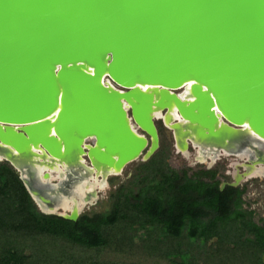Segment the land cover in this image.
I'll use <instances>...</instances> for the list:
<instances>
[{
  "label": "water",
  "instance_id": "1",
  "mask_svg": "<svg viewBox=\"0 0 264 264\" xmlns=\"http://www.w3.org/2000/svg\"><path fill=\"white\" fill-rule=\"evenodd\" d=\"M190 80L185 101L174 91ZM138 84L160 86L159 97ZM171 101L203 142L240 135L245 121L264 138V0H0V142L19 152L4 149L15 164L4 162L35 205L33 193L46 199L32 187L31 146L67 165L83 152L120 173L158 149L151 111ZM220 116L227 125L216 128ZM174 129L175 149L193 147Z\"/></svg>",
  "mask_w": 264,
  "mask_h": 264
},
{
  "label": "trees",
  "instance_id": "2",
  "mask_svg": "<svg viewBox=\"0 0 264 264\" xmlns=\"http://www.w3.org/2000/svg\"><path fill=\"white\" fill-rule=\"evenodd\" d=\"M139 169L134 177L142 186L136 194L120 187L109 211L69 220L41 213L14 169L0 163V264H146L123 253L134 248L135 224L148 234L138 250L143 258L169 264H264V217L261 224L252 220L242 206V190L220 189L213 171L180 174L160 151ZM118 226L130 237L114 234ZM84 250L94 253L88 259ZM105 250H113L116 259L99 261Z\"/></svg>",
  "mask_w": 264,
  "mask_h": 264
},
{
  "label": "rangeland",
  "instance_id": "3",
  "mask_svg": "<svg viewBox=\"0 0 264 264\" xmlns=\"http://www.w3.org/2000/svg\"><path fill=\"white\" fill-rule=\"evenodd\" d=\"M161 123H162L161 121L155 122L159 133V147L154 153L160 151V157L164 159L167 166L178 171L180 174L184 171L187 172V174L189 175L196 171H213L215 175L214 181H218L220 188L221 187L223 188L225 186H232L234 188H239L243 192L241 196L243 202L242 203L243 208L251 212L252 220L255 223L261 224L262 223L261 219L264 217V177L263 176L258 178L249 177L245 171L250 163H246L244 159H239L235 156L224 157V158L221 157L218 160H216V162H214L212 165H210L208 163L198 162L196 160V157L194 156L195 152L190 146H189L190 148H188L187 151H185V153L183 152L178 153L177 152L178 150L174 148L171 131L163 127L162 126L163 123L162 124ZM233 147L234 145L231 148L233 149ZM146 161L142 160V158L140 157L137 160L128 163L123 168V170L116 175H110L105 178L99 177V179L96 176L95 179H93V176L88 177L89 181H91L92 183L95 182L94 185L95 188L93 187L92 189L91 188L87 189L88 190L86 194L87 200L83 199V201L76 192H71V191H69V193L67 192L68 189H71L70 187L73 186V183H75L76 178L73 177L74 173L67 172V180L61 184L59 183L60 181L59 182L55 181L56 183L54 182L53 185L57 186V190L61 191L60 193H58L59 191H53L54 189H52L53 186L52 184H45V183L40 184V182L38 181L40 179L39 177L38 179L33 178L31 180L33 189L46 199V201H42L38 197L39 195L38 196L36 195L38 201L40 202L38 203V206L36 205V207L39 211L41 210L43 211L42 205L47 206L48 208L49 207L53 208L55 205L54 204L55 200H57L56 195L58 196L63 192L64 194H61L62 195L61 197L58 196L60 199L65 200L68 205L73 206V204H78L77 207H74L76 218H78L83 214L93 215L96 213L109 211L113 201L112 198L120 187H123L122 190L124 191L130 189L134 194H136L139 191L142 184L139 183L140 179L135 178L134 175L138 173L139 170H141L139 169L140 165L142 163H145ZM0 163L8 164L7 162L4 161H0ZM86 163L89 166V163L87 161ZM53 174L56 175V173ZM98 182L101 183L102 187L98 184L96 185V183ZM65 210L57 209L53 213L69 215L72 211H74L70 208H68V210L65 208ZM146 227L148 229L150 228L148 224L146 225ZM133 229L134 230L131 231L130 234L132 236L131 239L134 244V248L133 249L129 248L128 251H130V253L127 251L123 253H128L131 256L134 255L135 256L134 259L139 258L138 260L144 261L146 264H169L164 259H159L156 257H147L145 254L143 258L142 257L143 255L140 254L139 251L142 252L140 250V244L142 243L143 238L147 237L148 235L147 230L145 228L144 229L140 228L139 224L133 225ZM112 232H114V234L116 233L117 235L120 234L121 232H124L122 237L126 239L130 237V235L129 236L126 235L125 232L127 231H124L121 226L115 227V229ZM125 244L126 243H124L123 245ZM119 248L120 249L123 248L121 246V243L119 244ZM115 249L118 251V248ZM82 252L84 253V257L88 259L94 253L93 251H89V250H84ZM76 253H77L76 255H78V252ZM94 255H96V253ZM98 255H102L100 258H98L99 261H110L112 259H116L117 257L116 254L113 252V250L111 251L105 250V252L104 251L100 252ZM119 258H122V256L119 255ZM124 258L129 259L131 257L126 256ZM88 259H85L86 262L88 261Z\"/></svg>",
  "mask_w": 264,
  "mask_h": 264
},
{
  "label": "bare ground",
  "instance_id": "4",
  "mask_svg": "<svg viewBox=\"0 0 264 264\" xmlns=\"http://www.w3.org/2000/svg\"><path fill=\"white\" fill-rule=\"evenodd\" d=\"M104 82L107 85H110L114 88L122 89L120 86L114 84L109 79H104ZM191 83H192L191 80L188 81L182 88L175 90L174 93H177L179 97L185 101H189L193 99V96L190 93ZM138 85L141 89H144L145 92L152 91L154 99L159 97L160 86H151L148 84H138ZM124 105H126V107L129 109V105L126 101H124ZM151 113H152L154 121L161 120L164 123V125L167 127V129L169 130L170 129L173 130L174 123L178 122V125H180L181 127V129H179L178 131L179 132L183 131L182 134L187 132V135H189L192 138L191 143L193 147L191 146L190 147L194 150L195 152L194 156L196 157V160L198 162L208 163V164L210 163V165H212L214 162H216V160H218L221 157L224 158V157L235 156L239 159H244L246 163H250L247 166L246 171H245L249 177H257V178L261 176L264 177V138L257 135L249 127L246 121L244 122L243 125H235L239 127L240 129L239 131H242L241 132L242 134L239 135V133L237 132V135H235L234 138L232 139L229 138L230 140L228 138H225L226 140L222 144H212V143L203 142L202 140H199L194 136L192 129L196 127V124L195 123L189 124V122L179 114L177 107L173 101L169 102L167 109H164V110L161 107L160 108L153 107ZM129 123L135 133L147 139L148 146H149L150 137L144 134L141 128L136 123H134L132 118L129 119ZM186 124H188V128H189L188 130H186ZM221 125H227V124H225L224 119H222V117L220 116L218 118V121L215 127L216 128L221 127ZM184 137H187V136H183L181 141H184L185 143L188 138H184ZM89 139L91 138L88 137L84 140L83 143L85 147H90L91 144H90ZM178 142L179 141H177L176 143L177 144L176 149L180 153L182 152L185 153L184 150L183 151L179 150L180 147H179ZM233 145L234 147L232 149L231 147ZM4 149H8L10 153H12L13 155L15 154L17 156L19 152L15 150L11 145H7L6 143L0 142V161H4L5 159H8L12 163L15 164V160L13 158L6 156ZM29 149H30L29 153H31L30 156L32 157L28 160L29 161L28 163H33L32 166L35 172L38 173V176L40 178L38 181L40 182V184L45 183V184L53 185L55 181L56 182L60 181L59 183L61 184L67 180V172L74 173L73 177L76 178L75 183H73V186L70 187L71 189H68L67 192L68 193L69 191L76 192L82 201L83 199L87 200L86 199L87 198L86 194L88 192L87 189L88 188L92 189L95 185V182L92 183L91 181H89L88 177L93 176V179H95L96 177H98L99 179V177L105 178L107 176L116 175L119 173L113 166L103 165L97 162L95 163L93 156H91V159H90L92 164L89 163V166H88V164L86 163L87 160L84 159V157L82 156L84 155L82 154L83 152L77 153L76 155L77 162L75 164L67 165V163L60 161L58 157L51 156L48 152L45 151V149L41 145H36V147L31 146ZM145 149H143V151L141 152V155L145 152ZM82 151H85L87 153V148H85ZM46 172L50 174L49 178H46L43 176V174ZM53 173H56V175H54ZM36 175L37 174H35V178L38 179ZM23 178L26 179L25 176H23ZM97 184L101 186L100 182L96 183V185ZM52 189H54L53 191H59L58 193L61 192L60 190H57L56 185H53ZM61 194H64V193L62 192ZM61 194H59L58 196L61 197L62 196ZM36 195H37L36 193L35 194L33 193V196L36 202L40 203ZM58 196L56 195L57 200H55V203H54L55 205L53 208H50V207L48 208L47 206L40 204L42 205L43 211L54 212L57 209L65 210V208L67 210L68 208L74 210V207L78 206V204H73V206L68 205L65 200L60 199Z\"/></svg>",
  "mask_w": 264,
  "mask_h": 264
},
{
  "label": "flooded vegetation",
  "instance_id": "5",
  "mask_svg": "<svg viewBox=\"0 0 264 264\" xmlns=\"http://www.w3.org/2000/svg\"><path fill=\"white\" fill-rule=\"evenodd\" d=\"M156 121H161V120H156ZM162 122V121H161ZM163 123V122H162ZM161 123V124H162ZM163 127H165L164 125H162ZM167 129V128H166ZM175 148V147H174ZM210 164V163H209ZM225 187H227V186H225ZM225 187H223V188H225ZM220 188V187H219ZM222 187L220 188V189H223Z\"/></svg>",
  "mask_w": 264,
  "mask_h": 264
}]
</instances>
